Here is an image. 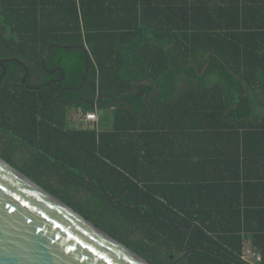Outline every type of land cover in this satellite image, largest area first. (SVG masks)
Segmentation results:
<instances>
[{"label": "trees", "instance_id": "1", "mask_svg": "<svg viewBox=\"0 0 264 264\" xmlns=\"http://www.w3.org/2000/svg\"><path fill=\"white\" fill-rule=\"evenodd\" d=\"M3 60L2 160L150 264H264V0H0Z\"/></svg>", "mask_w": 264, "mask_h": 264}, {"label": "water", "instance_id": "2", "mask_svg": "<svg viewBox=\"0 0 264 264\" xmlns=\"http://www.w3.org/2000/svg\"><path fill=\"white\" fill-rule=\"evenodd\" d=\"M11 61L24 68V83L18 60L0 61V81ZM0 264L150 263L0 158Z\"/></svg>", "mask_w": 264, "mask_h": 264}, {"label": "built area", "instance_id": "3", "mask_svg": "<svg viewBox=\"0 0 264 264\" xmlns=\"http://www.w3.org/2000/svg\"><path fill=\"white\" fill-rule=\"evenodd\" d=\"M101 111L97 107L89 112L80 107L74 108L67 116L68 126L73 131L99 130ZM241 260L247 264H257L259 261V254L248 240L243 244Z\"/></svg>", "mask_w": 264, "mask_h": 264}, {"label": "rangeland", "instance_id": "4", "mask_svg": "<svg viewBox=\"0 0 264 264\" xmlns=\"http://www.w3.org/2000/svg\"><path fill=\"white\" fill-rule=\"evenodd\" d=\"M110 125H111L110 124V116L108 114L102 116L100 128L101 129H109Z\"/></svg>", "mask_w": 264, "mask_h": 264}, {"label": "crops", "instance_id": "5", "mask_svg": "<svg viewBox=\"0 0 264 264\" xmlns=\"http://www.w3.org/2000/svg\"><path fill=\"white\" fill-rule=\"evenodd\" d=\"M72 110H73V109H71L70 112H71ZM70 112H69V113H70ZM101 113H102V114H101V116H100L99 128H100V125H101V118H102V116L104 115V112H103V111H101ZM248 241H249V240H248Z\"/></svg>", "mask_w": 264, "mask_h": 264}, {"label": "flooded vegetation", "instance_id": "6", "mask_svg": "<svg viewBox=\"0 0 264 264\" xmlns=\"http://www.w3.org/2000/svg\"><path fill=\"white\" fill-rule=\"evenodd\" d=\"M52 75V74H51Z\"/></svg>", "mask_w": 264, "mask_h": 264}]
</instances>
